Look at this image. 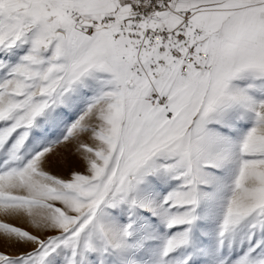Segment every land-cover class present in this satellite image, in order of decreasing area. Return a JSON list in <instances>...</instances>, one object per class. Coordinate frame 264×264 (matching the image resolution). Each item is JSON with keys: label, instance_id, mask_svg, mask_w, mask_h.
<instances>
[{"label": "snow or ice", "instance_id": "snow-or-ice-1", "mask_svg": "<svg viewBox=\"0 0 264 264\" xmlns=\"http://www.w3.org/2000/svg\"><path fill=\"white\" fill-rule=\"evenodd\" d=\"M0 264H264V0H0Z\"/></svg>", "mask_w": 264, "mask_h": 264}]
</instances>
